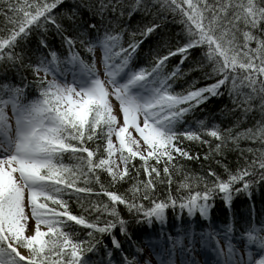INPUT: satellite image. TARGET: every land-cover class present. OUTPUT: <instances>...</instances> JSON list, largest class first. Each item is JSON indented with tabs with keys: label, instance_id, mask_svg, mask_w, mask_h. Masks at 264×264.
Wrapping results in <instances>:
<instances>
[{
	"label": "snow or ice",
	"instance_id": "snow-or-ice-1",
	"mask_svg": "<svg viewBox=\"0 0 264 264\" xmlns=\"http://www.w3.org/2000/svg\"><path fill=\"white\" fill-rule=\"evenodd\" d=\"M65 7L66 0H0V71L21 77L18 85L7 75L0 81V264H93L102 245L97 264L114 257L152 264L119 206L135 223L163 228L170 209L180 219H208L217 198L231 208L235 195L250 198L264 184V0H97L87 7L99 22L79 23L80 6ZM136 16L135 28L121 23ZM53 34L65 53L50 48ZM150 38L155 47L138 65ZM33 40L47 50L35 61L25 53ZM224 97L238 114L233 125L196 119L192 126ZM245 120L250 126L239 130ZM192 144L207 146L204 160L233 150L243 163L232 170L217 160L226 178L212 169L207 178L190 176L181 158L200 159ZM181 173L177 191L187 194L158 198L157 186L170 188ZM193 182L203 190L192 194ZM122 184L130 187L110 190ZM147 247L158 264L177 257L179 264H264V226H244L239 248L232 225L199 237L169 234ZM200 250L213 258L197 260Z\"/></svg>",
	"mask_w": 264,
	"mask_h": 264
},
{
	"label": "trees",
	"instance_id": "trees-1",
	"mask_svg": "<svg viewBox=\"0 0 264 264\" xmlns=\"http://www.w3.org/2000/svg\"><path fill=\"white\" fill-rule=\"evenodd\" d=\"M97 3V0H66V7L62 10L65 13H69L74 6L79 5V15L77 17V22L80 21L88 22L94 21L99 22V17L93 15V11H90L87 7L90 4ZM107 19L105 20V24L112 20L111 16L105 13ZM65 25L67 26L68 22L65 17ZM125 27H128L129 23L131 24L132 28H135L138 23H140V17L136 16L132 21H128L126 18L121 21ZM0 27H3V18L0 17ZM112 27L116 28L117 24L115 21L112 22ZM82 30V29H81ZM70 31L75 32V29H70ZM89 39H94L93 36L88 37ZM49 44L50 48L56 50L58 54H63L66 51V46H62L61 40L59 36L56 35H49ZM143 49V53L138 58L136 63L138 65L145 63L144 54L149 53L151 48L155 47V42L149 39L146 41L144 45L141 46ZM26 59L31 58L33 61L37 60L39 57L46 55L47 50H41L38 48L37 43L33 40L30 44L25 47ZM81 53L85 58H88L89 54L85 53L81 48ZM21 72L28 76L31 79L30 73ZM5 75H7V81L13 84H20L21 77L16 73L15 70H12L5 74L3 71H0V81L4 80ZM200 73H193L192 78H198ZM203 84L204 82L201 81ZM33 95H35V90H30ZM232 104L228 100L227 97H224L220 100H213L211 103L208 104L207 108L203 112H198L195 118L191 119V124L195 127L196 119H206L209 123H214L221 128H228L229 126L233 125L235 120L237 119L238 114H234L232 111ZM256 119H259V115H256ZM251 121L245 120L244 123L241 124L239 130H243L244 128L250 126ZM210 139V138H209ZM187 143V142H186ZM213 143H215L213 141ZM247 141H241L240 147L245 148L248 147ZM229 148H232V145L229 144ZM191 152L192 154H199V160H192V161H185L181 158V163L184 165V171L187 172L188 175L193 177L198 176H205L207 178V171L209 169L215 170L222 178H226L224 174L223 168L220 164H217L216 161L219 160L221 164L227 165L230 169L236 170L238 162L240 164L243 163V160L239 159V152L233 150H226L223 156H212L209 160H204V155L208 152L207 146L201 148L198 144L191 145ZM66 163L70 162L65 160ZM105 177L102 175V179ZM144 177L141 176V179ZM183 173L181 174H174L173 176V184L169 188L168 185H158L156 196L160 199H164L167 197L169 193L174 197H179L182 195H186V192L177 191V185L182 181ZM212 179V178H208ZM106 184L107 181L105 180ZM130 184H122L117 185L115 188H111L110 190L118 191L119 193H123ZM202 191L203 185L201 184L199 188L196 187L195 183L193 182L192 194L195 191ZM130 195V193H129ZM101 199L106 201V197H102ZM147 205V202H144ZM122 212V216L129 222V234L132 237L133 242H139L140 246L144 248L147 247L148 242L154 241L158 239L157 237V228L155 223L148 227L144 224H137L134 222L132 215H130L126 209L121 205L119 206ZM254 209V210H253ZM77 211H79L77 209ZM90 219L92 217H89ZM261 221H264V184H256L252 188V195L249 196L246 193H241L239 195H235L232 201V207L227 208L225 207L223 201L219 198L215 200L214 207L211 209L210 217L208 218V222L205 223L201 217L197 214L191 219V222L187 220V214L185 213L182 219L178 218V210L172 211L171 209L167 212V228L163 231L167 237L169 234L175 237L178 233H175L177 230L185 233L188 232L190 229L192 231H201L207 233L209 231H223L227 228L228 225H232L233 227V240L237 241L242 237L243 227L248 225L249 222L251 225L256 227L264 226L261 224ZM183 227V230H182ZM118 238L124 244L125 248H128V242L125 240L123 235H120L117 230ZM109 241L107 238L104 239L103 244L107 245ZM99 253L101 258L105 256V249L103 245L100 247ZM114 264L115 260L119 259V257H114ZM106 262V260H105Z\"/></svg>",
	"mask_w": 264,
	"mask_h": 264
},
{
	"label": "rangeland",
	"instance_id": "rangeland-1",
	"mask_svg": "<svg viewBox=\"0 0 264 264\" xmlns=\"http://www.w3.org/2000/svg\"><path fill=\"white\" fill-rule=\"evenodd\" d=\"M97 56H100V52L97 53ZM223 246H224V245H223ZM198 249H199V248H198ZM225 250H226V248H225Z\"/></svg>",
	"mask_w": 264,
	"mask_h": 264
}]
</instances>
